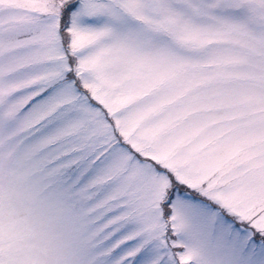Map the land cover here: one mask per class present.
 Segmentation results:
<instances>
[{"label":"snow or ice","instance_id":"snow-or-ice-1","mask_svg":"<svg viewBox=\"0 0 264 264\" xmlns=\"http://www.w3.org/2000/svg\"><path fill=\"white\" fill-rule=\"evenodd\" d=\"M0 264H264V0H0Z\"/></svg>","mask_w":264,"mask_h":264}]
</instances>
